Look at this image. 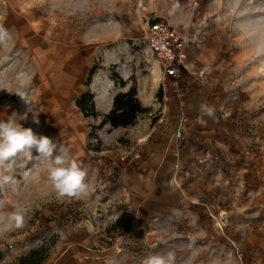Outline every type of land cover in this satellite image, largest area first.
I'll use <instances>...</instances> for the list:
<instances>
[{
	"label": "rangeland",
	"instance_id": "1",
	"mask_svg": "<svg viewBox=\"0 0 264 264\" xmlns=\"http://www.w3.org/2000/svg\"><path fill=\"white\" fill-rule=\"evenodd\" d=\"M155 21L194 40L179 93L199 91L217 129L177 179L175 206L148 217L131 207L127 170L176 94L163 92L145 43ZM0 28V121L49 137L54 156L67 149L91 185L59 197L35 148L5 162L13 182L0 187V218L19 209L23 226L0 232V264L33 250L41 264H143L168 252L174 264H264V0H0ZM120 80L140 86L149 112L136 126L100 127L112 101L99 97L122 92ZM85 92L98 115L89 100L86 113L77 105Z\"/></svg>",
	"mask_w": 264,
	"mask_h": 264
},
{
	"label": "crops",
	"instance_id": "2",
	"mask_svg": "<svg viewBox=\"0 0 264 264\" xmlns=\"http://www.w3.org/2000/svg\"><path fill=\"white\" fill-rule=\"evenodd\" d=\"M117 73L120 72L117 70ZM188 73L186 72L183 81L187 79ZM124 88L123 91H128L130 86L126 85ZM137 96L141 99L140 86L137 87ZM99 99L107 106H111V101L113 105L112 94H102ZM209 108L206 98L199 91L188 89L185 97L180 100L173 97L167 118L161 117L143 135L142 147L146 150L145 153L142 151L143 165L137 173L134 168L138 169L140 162H135L130 165L132 168L129 167L126 175L134 211L152 217L175 206L177 179H182V183L186 181L185 177H189L186 168L191 166L197 155V147L204 142H210L216 136L217 122L213 114L207 113ZM167 109L166 106L165 110ZM109 110L110 108L107 111ZM182 118L185 120L182 121ZM131 126H136V123ZM180 128L184 139L181 147L175 151L171 146L176 143L175 134ZM181 168L184 173H179Z\"/></svg>",
	"mask_w": 264,
	"mask_h": 264
},
{
	"label": "clouds",
	"instance_id": "3",
	"mask_svg": "<svg viewBox=\"0 0 264 264\" xmlns=\"http://www.w3.org/2000/svg\"><path fill=\"white\" fill-rule=\"evenodd\" d=\"M7 33L0 28V39H4ZM24 79V77H21ZM26 103L23 92H16ZM211 115V110H206ZM35 148L38 155L35 159L47 161L49 179L59 197L86 196L90 190V183L87 181L88 170L82 167L77 161L70 157L67 149L60 146L59 154L53 155L57 145L47 136H37L31 128L23 127L13 118L7 121H0V168L5 162L16 157L18 153H27L32 156L31 150ZM13 177L0 172V187L12 183ZM118 219V218H117ZM0 232L23 226V216L20 210L10 214L5 221L0 218ZM174 253L154 254L146 257L143 264H174Z\"/></svg>",
	"mask_w": 264,
	"mask_h": 264
},
{
	"label": "built area",
	"instance_id": "4",
	"mask_svg": "<svg viewBox=\"0 0 264 264\" xmlns=\"http://www.w3.org/2000/svg\"><path fill=\"white\" fill-rule=\"evenodd\" d=\"M144 39L149 51L161 65L163 92L167 93L168 90H171L174 94L176 93L175 97L180 100L182 95L179 92L183 91L182 82L187 70L186 62L194 40L188 33L163 21L151 23ZM184 120L182 118V121ZM183 139L184 136L180 128L175 134L176 143L171 148L177 151L181 147ZM121 159L125 160V157ZM142 159L143 155L138 151L133 154L130 163L140 162L139 170L140 166L143 165Z\"/></svg>",
	"mask_w": 264,
	"mask_h": 264
},
{
	"label": "trees",
	"instance_id": "5",
	"mask_svg": "<svg viewBox=\"0 0 264 264\" xmlns=\"http://www.w3.org/2000/svg\"><path fill=\"white\" fill-rule=\"evenodd\" d=\"M93 73L94 69L91 70V75ZM114 77L116 79L119 76L117 73H115ZM88 82L90 83V80H88ZM119 83L121 87H125L127 84L123 80H120ZM84 100L91 101V115H98L93 102V94L85 92L76 101L77 105L86 113ZM148 112L149 108L142 106L137 96V88L135 85H133L128 91L119 92L113 97L112 108L107 114L104 115L99 126L103 127L109 124L113 128L128 127L134 125L140 115L146 114ZM38 254H40V250H33L29 253V255H26L20 259V264H41L46 259V255L40 254L39 256Z\"/></svg>",
	"mask_w": 264,
	"mask_h": 264
}]
</instances>
